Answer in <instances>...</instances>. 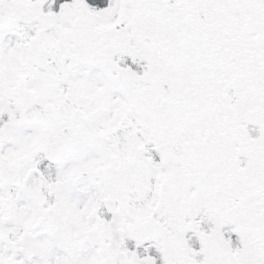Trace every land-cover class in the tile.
I'll list each match as a JSON object with an SVG mask.
<instances>
[{"label":"snow or ice","instance_id":"6c2138e0","mask_svg":"<svg viewBox=\"0 0 264 264\" xmlns=\"http://www.w3.org/2000/svg\"><path fill=\"white\" fill-rule=\"evenodd\" d=\"M0 264H264V0H0Z\"/></svg>","mask_w":264,"mask_h":264}]
</instances>
